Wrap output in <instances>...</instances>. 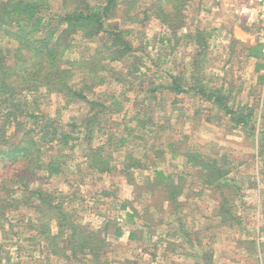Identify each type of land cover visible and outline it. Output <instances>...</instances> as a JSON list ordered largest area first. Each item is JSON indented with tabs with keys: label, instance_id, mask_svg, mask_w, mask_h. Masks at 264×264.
Masks as SVG:
<instances>
[{
	"label": "rangeland",
	"instance_id": "obj_1",
	"mask_svg": "<svg viewBox=\"0 0 264 264\" xmlns=\"http://www.w3.org/2000/svg\"><path fill=\"white\" fill-rule=\"evenodd\" d=\"M144 2L150 4L151 0H141L137 8ZM186 4L189 7L185 12L186 21L177 38L158 21L146 27L122 24L121 19L116 21L122 28L132 30V36L138 38V48L151 39L148 49L137 51L135 61L148 65H143L145 67L130 78L122 77L121 83L115 82L108 92L111 102H122V113L111 114L113 128L124 131L130 126L136 129L137 121L131 122V117L139 110V119L150 121L144 138L136 129L129 136L128 145L115 153L117 172L114 175H93L88 170L79 172L76 168L62 177L48 180L45 188L63 201L69 211H76L77 223L84 227L100 231L104 229L105 219L114 218L120 223L123 228L120 238L113 237L114 231L106 232L108 247L103 262L264 264V164L260 158L262 145L257 144L261 135L256 136L254 144L249 131L234 128L223 112L192 93L176 95L159 88L154 99L146 97V92H152L157 84L170 85L171 75L180 77L185 89L197 86L196 80L201 75L204 84L223 87L232 96L235 106H249L255 114L256 125L260 126L256 132L264 133V84L255 73V61L248 60L244 44L235 43V39L243 43L263 39L264 30L256 17L255 21H249L245 18L247 13H242L241 8L248 7L249 0H186ZM53 7L54 12L60 11L57 2ZM81 50L82 44L77 53ZM125 67L122 63L116 65L124 74L131 72ZM33 99L43 114L59 121L81 120L86 113L83 104L65 109V102L57 95H33ZM135 136L143 139L134 140ZM173 141L177 142V147L182 146V150L199 149L197 151L202 150L209 157H217L220 165L230 171L228 176L235 187L226 189V193L235 206L233 213L237 219L232 222L236 223H223L218 218L220 193L203 187L187 158H173L167 153V144ZM154 146L155 150L166 151L164 159L158 161L161 169L184 184L180 213L186 234L179 231V220H175L176 214H173L176 210L169 206L162 192L148 191L146 174L154 176L157 157L153 153ZM131 151L137 158L148 157L147 168L150 169L137 170L132 184L128 183V172L124 171L127 152ZM126 200L129 201L127 208L140 212L143 220L137 214L133 220L125 215L121 209ZM35 220V214L25 209L12 211L0 221L4 264L85 263L80 251L77 257L67 250L52 251L39 232L30 228ZM132 233L136 234L135 238L142 236V239L130 240ZM93 259L92 256L87 258L91 264L95 263Z\"/></svg>",
	"mask_w": 264,
	"mask_h": 264
},
{
	"label": "trees",
	"instance_id": "obj_2",
	"mask_svg": "<svg viewBox=\"0 0 264 264\" xmlns=\"http://www.w3.org/2000/svg\"><path fill=\"white\" fill-rule=\"evenodd\" d=\"M55 2L59 4V12L53 11ZM140 2L0 0V221L12 211H32L36 220L29 226L39 232L50 249L71 251L75 257L80 251L85 256L83 264H91L88 256L94 258V264H109L102 261L108 247L106 232L114 231L113 237L120 238L123 228L114 218L105 219L104 229L100 231L82 226L77 223L76 211H69L64 202L57 200L45 187L48 180L62 177L76 168L79 172L88 170L93 175H114L117 172L115 153L128 145L129 136L136 129L144 138L150 121L139 119V110L131 117V122L137 121L136 129L130 126L124 131L113 128L111 114L122 113V102H111L108 92L115 82L121 83L122 77L130 78L140 72L143 65H148L135 61L137 51H145L151 45V39H148L146 45L138 48V38L132 36V30L122 28V24L146 27L158 21L177 38L189 7L186 0H151L150 4L144 2L137 8ZM119 19L122 24L116 22ZM203 33L198 34L202 37ZM160 41L163 42V38ZM80 44L82 50L77 53ZM243 46L247 58L256 60V72L260 83L264 84V74H261L264 71V43L259 40L254 45ZM121 63L131 72L124 74L118 70L116 65ZM153 64L157 65L156 62ZM201 78L199 75L197 86L185 89L180 83L181 78L171 75L170 85L161 87L159 83L152 92H146V97L154 99L159 88L176 95L194 94L223 112L234 128L249 131L254 144L256 136L261 135L257 144L262 145L260 158L264 164V133L256 132L260 126L256 125L252 109L235 106L232 96L223 87L204 84L205 80ZM42 94L57 95L65 102V109L83 104L86 113L82 114L81 120L72 118L63 122L51 118L41 112L42 108L33 99V95ZM137 138L143 139L133 137L134 140ZM153 149L157 157L154 176L151 177L149 172L146 174L148 191L162 192L169 206L176 210L173 214L178 217H173L179 220V231L185 233L181 217L183 203L180 201L184 184L161 169L158 161L164 159L166 151L155 150V146ZM167 149L173 158H187L204 188L220 193L218 218L223 223L237 219L233 213L235 206L226 193V189L235 185L228 176L230 171L220 165V159L209 157L204 151H197L199 149L182 150L176 141L168 143ZM134 155V151L127 152L124 162L128 183H134L137 170L150 171L148 157L141 159ZM123 202L121 210L128 218L133 220L137 214L143 220L140 212L127 208L129 201ZM135 236L132 233L129 239H142V236L138 239ZM189 243L192 245L191 241ZM2 258L0 249V264H4Z\"/></svg>",
	"mask_w": 264,
	"mask_h": 264
},
{
	"label": "built area",
	"instance_id": "obj_3",
	"mask_svg": "<svg viewBox=\"0 0 264 264\" xmlns=\"http://www.w3.org/2000/svg\"><path fill=\"white\" fill-rule=\"evenodd\" d=\"M248 7L253 8V16L256 17L258 23L264 28V0H249ZM249 9V8H248Z\"/></svg>",
	"mask_w": 264,
	"mask_h": 264
},
{
	"label": "crops",
	"instance_id": "obj_4",
	"mask_svg": "<svg viewBox=\"0 0 264 264\" xmlns=\"http://www.w3.org/2000/svg\"><path fill=\"white\" fill-rule=\"evenodd\" d=\"M241 11H242V13H247V14H245V18L246 19H248L249 21H255V20H253V19H255V16H253L254 11H253V8H251V6L247 7V5H246L244 7V5H243V7L241 8ZM258 24H260V23H258ZM260 27L264 30V28L261 26V24H260ZM262 38L263 39L258 38L255 42H248V43H243V42L237 41L236 39H235V41H237V42H239L241 44H244L245 46H249V45L256 44L259 40L264 43V34L262 35ZM248 60L255 61V64H256V60H254V59H248ZM254 69H255V73L257 74V77H258V80H259V75L256 72V65H255ZM261 74H264V71Z\"/></svg>",
	"mask_w": 264,
	"mask_h": 264
}]
</instances>
